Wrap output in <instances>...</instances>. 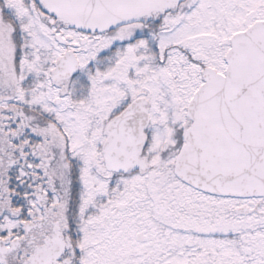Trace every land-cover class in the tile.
Masks as SVG:
<instances>
[{
    "label": "snow or ice",
    "instance_id": "6c2138e0",
    "mask_svg": "<svg viewBox=\"0 0 264 264\" xmlns=\"http://www.w3.org/2000/svg\"><path fill=\"white\" fill-rule=\"evenodd\" d=\"M0 264H264V0H0Z\"/></svg>",
    "mask_w": 264,
    "mask_h": 264
}]
</instances>
